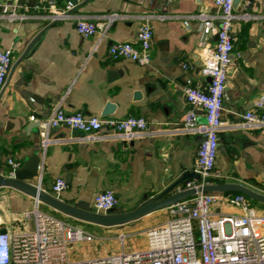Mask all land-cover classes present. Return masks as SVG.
Returning <instances> with one entry per match:
<instances>
[{"label":"crops","instance_id":"crops-1","mask_svg":"<svg viewBox=\"0 0 264 264\" xmlns=\"http://www.w3.org/2000/svg\"><path fill=\"white\" fill-rule=\"evenodd\" d=\"M49 1L0 0V49L10 48L13 54L7 81L0 88V175L9 176V159L21 170L38 154L39 176L32 184L52 195L56 180L63 178L68 189L58 199L91 206L98 193L113 190L119 200L116 211L126 213L158 196L186 173H196L197 152L204 137L184 129L190 109L184 86L188 79L208 85L210 78L197 70L195 62L197 56L202 62L208 50L214 49L217 35L209 34L204 43L201 21L192 19L191 31L183 21L201 12L217 15L213 0H54L59 9L71 4L69 15L59 20L51 17ZM251 1L248 6L246 0H235L234 50L227 67L216 164L220 177L212 183L240 184L264 195V127L243 126L247 113L264 114V109L256 107L264 101V0ZM13 11L25 16L8 18ZM111 14L119 17L104 30ZM148 15L151 61L143 65L130 57L112 56L110 48L117 42L140 46L136 37ZM79 18L98 22L101 30L84 37L76 28ZM57 108L67 115L82 113L102 120L144 119L148 130L126 140L103 126L96 139L82 141L79 138L87 131L61 124L53 127L54 142L44 150L39 122L50 119ZM197 114L199 124H204V113L197 110ZM190 181L195 180L183 181L167 196L185 190ZM36 203L21 191L0 188V231L11 235L34 231ZM260 209L264 214V208ZM39 211L95 236L92 242L69 245L77 247L76 255L89 257L83 260L127 253L126 237L148 232L168 218L165 209L123 226L103 227L42 203ZM213 213L242 214L224 202L215 204Z\"/></svg>","mask_w":264,"mask_h":264},{"label":"built area","instance_id":"built-area-1","mask_svg":"<svg viewBox=\"0 0 264 264\" xmlns=\"http://www.w3.org/2000/svg\"><path fill=\"white\" fill-rule=\"evenodd\" d=\"M218 9L217 15L198 13L186 16L183 23L188 31L192 30L191 20L201 21L203 42L209 34L216 33L214 49L208 50L202 61L201 73L209 77L207 86L194 84L188 79L184 86L185 99L190 106L184 120V129L203 135L199 146L195 172L200 181H190L186 189H195L196 195L186 201L168 208V218L161 226L147 232L145 251L108 255L103 258L74 261L70 259L69 245L74 242H92L95 236L73 225H68L56 217L39 211V202L32 213L35 217V229L15 235L0 231V264H264V214L254 209L245 195L200 193L198 189L212 183L216 174V164L220 153L219 133L222 128L224 99L227 92V67L232 61L234 50L233 23L236 18L235 0H213ZM251 0H246L250 6ZM51 17L55 20L69 15L71 4L59 9L54 0L49 1ZM25 15L13 11L7 15L10 19ZM247 16V15H246ZM119 17L111 14L107 17V30ZM150 17H145L136 41L117 42L110 48L114 57H130L140 64H148L151 59L152 27ZM159 17L163 18V15ZM217 20V22H216ZM77 31L84 37L99 33L101 26L93 20L79 18ZM13 63L12 49H0V88L7 81ZM184 68H188L185 63ZM259 110L264 109V101L256 103ZM197 110L205 116V123L199 124ZM66 124L72 130H84L88 134L80 137L82 141H92L103 126L108 127L113 136L131 140L146 134L148 122L144 119L128 118L124 120H102L97 117H85L82 113L67 115L57 108L53 116L39 122L41 147L46 150L54 141L51 137L53 127ZM243 126L247 128L264 127V114L249 112L244 116ZM8 178H14L19 164L9 159ZM68 189L63 178L56 180L52 187V196L59 198ZM185 189V190H186ZM219 202L239 209L241 215H215L213 207ZM119 200L113 190L98 193L93 201V211L107 214L117 209ZM31 216V215H29ZM125 237L121 238L122 243Z\"/></svg>","mask_w":264,"mask_h":264},{"label":"water","instance_id":"water-1","mask_svg":"<svg viewBox=\"0 0 264 264\" xmlns=\"http://www.w3.org/2000/svg\"><path fill=\"white\" fill-rule=\"evenodd\" d=\"M196 59L195 64L197 65V70L200 71L202 62L198 56ZM40 164L41 158L36 154L26 161V167L24 169L17 170L14 178L3 177L0 175V188L8 187L16 189L35 198L39 203H42L68 217L103 227L123 226L138 221L154 212L168 209L177 203L186 201L196 195L197 191L195 189L180 190L172 196L167 195L176 189L183 181L188 179H193L196 182L200 181V176L198 174L186 173L181 179L176 181L161 194L154 198L146 199L133 211L118 213L115 209L109 211L107 214H98L93 211L92 206L89 204L83 202L75 204L62 202L43 190L40 185L32 184L31 181L39 176ZM198 192L216 194L240 193L249 199L264 204V195L258 194L240 184L222 182L210 183L200 187ZM1 233H7V230H1Z\"/></svg>","mask_w":264,"mask_h":264},{"label":"rangeland","instance_id":"rangeland-1","mask_svg":"<svg viewBox=\"0 0 264 264\" xmlns=\"http://www.w3.org/2000/svg\"><path fill=\"white\" fill-rule=\"evenodd\" d=\"M249 202L251 206L256 209V211L260 212V208H264V204H261L259 202H256L252 199H249ZM79 225V224H78ZM80 226V225H79ZM147 231H140L133 236L126 237V252L132 253L136 251H145L147 247ZM120 251L122 250L121 245H119L118 248ZM77 247L71 248L69 246V253H70V259L74 261H80L83 259H87L89 257L86 256H78L76 255Z\"/></svg>","mask_w":264,"mask_h":264},{"label":"trees","instance_id":"trees-1","mask_svg":"<svg viewBox=\"0 0 264 264\" xmlns=\"http://www.w3.org/2000/svg\"><path fill=\"white\" fill-rule=\"evenodd\" d=\"M216 183H219V182H216ZM234 194H236V193H234Z\"/></svg>","mask_w":264,"mask_h":264}]
</instances>
